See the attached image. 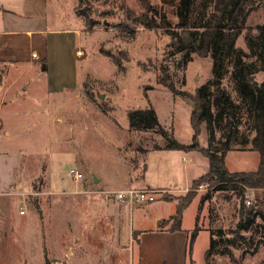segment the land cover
Masks as SVG:
<instances>
[{
	"label": "rangeland",
	"instance_id": "rangeland-1",
	"mask_svg": "<svg viewBox=\"0 0 264 264\" xmlns=\"http://www.w3.org/2000/svg\"><path fill=\"white\" fill-rule=\"evenodd\" d=\"M178 1L50 0V20L58 11L68 9L72 13L73 6L83 19L84 57L78 61L77 87L54 96L48 93L41 64L33 63L7 93L0 110V149L22 146L23 159L27 164L30 162L27 188H23L28 193H22L16 205L15 226L19 220L27 225L22 233L23 258L33 260L34 264H44L46 258L50 264H87L83 258L67 262L63 254L71 247L76 251L82 249L89 263L94 255H103L106 250L112 264H130L129 257L124 260L112 250L115 225H121L122 219L110 214L107 207L116 203L122 208L124 204L115 199L117 191H99L106 186L123 187L128 174L141 177L146 154L143 149L161 143L162 136L153 130L131 129L128 112L153 107L160 122L179 141L191 143L193 102L185 93L194 94L200 85L208 82L212 61L209 56L192 54L185 63L186 51L174 49L170 45L171 37L164 30L136 25L126 14L132 13L138 19L148 12V6H153L165 12L171 28L176 29ZM202 9V0H195L191 22L200 24ZM71 13L72 23L75 21ZM87 16L93 22L92 28L85 20ZM263 24L264 0L249 12L236 46L249 52L245 35L248 30L257 33L258 26ZM6 79L8 82L9 78ZM256 79L262 81L264 71L258 72ZM225 86L237 97L231 81L227 80ZM200 129L199 143L207 146V127L203 123ZM194 155L190 176L200 178L209 170V159L199 151ZM146 158L154 167L153 156ZM225 160L231 171L256 170L259 154L255 150H230ZM176 166L180 174L178 181L183 186L184 166L182 162ZM72 167L79 169L84 178L75 180L69 173ZM93 173L100 179L99 183H95ZM193 182L182 195L163 194L167 199L179 196L192 199L181 216L189 240L198 226L188 264H264V244L259 243L258 236L248 240L249 243L240 242L239 248L228 245V252L206 257L211 233L217 239L215 233L219 228L229 231L236 229L242 219H252L250 230L241 231L251 236V229L261 219L249 211L264 209V190L246 188L242 194L238 187L217 189L208 180ZM162 196L156 195L155 201L137 203L123 211L137 232L146 230L150 234L169 223L171 227L175 225V219H166L162 225L158 220L160 214L177 215L178 200L162 202L165 200ZM20 206L25 208L26 216L19 215ZM13 236L18 241L19 231ZM256 244L258 247L253 252ZM20 255L16 258L13 255V259L19 260Z\"/></svg>",
	"mask_w": 264,
	"mask_h": 264
},
{
	"label": "trees",
	"instance_id": "trees-1",
	"mask_svg": "<svg viewBox=\"0 0 264 264\" xmlns=\"http://www.w3.org/2000/svg\"><path fill=\"white\" fill-rule=\"evenodd\" d=\"M171 1L162 0L163 3ZM262 1L202 0L200 24L197 25L190 21L195 0H179L176 7V15L179 19L175 25L176 29L171 28L166 13L160 12L153 6H148V12L138 19H134L132 13L126 14L136 25L164 30L171 37L170 45L174 49L186 51L185 63L192 58V54H202L211 58L212 76L208 82L200 85L194 94L185 93L193 102L190 119L194 132L191 143L179 141L173 131L160 122L153 107L130 109L128 112L131 129L153 130L162 136V142L154 143L153 149L197 150L208 157V172L194 180V184L208 180L217 189L238 187L242 190V194L246 188L264 190V79L262 81L256 79V74L264 71V24L258 26L257 33L247 31L245 41L249 52L236 46V40L245 27L249 12L257 8ZM85 20L92 28L93 22L88 16ZM115 62L119 63L118 58H115ZM40 64L41 70L47 72L46 57L40 61ZM227 80L232 82L237 97H234L233 92L225 86ZM203 123L207 127V146H201L199 143L200 125ZM244 125L245 129H242ZM230 150L257 151L259 154L257 169L229 170L225 158ZM143 151L147 152V149ZM209 196L208 194L206 198L208 199ZM166 197L163 195L161 198L178 200V218L171 217L176 220L171 229L179 230L182 212L192 199H185L182 196L169 199ZM249 213H254L261 219L251 229V236L247 237L241 231L250 230L254 223L252 219L250 221L242 219L236 229L229 231L219 228L215 233L218 236L217 239L214 233H211L207 258L215 253L228 252V245L239 248L240 242H248L255 236L260 238L259 243L264 244V209L259 211L250 209ZM165 221L163 220L161 225ZM197 234L198 226L191 233L189 251L193 248ZM135 239L139 240L136 235ZM257 247L258 244L255 245L253 252ZM50 263L46 258L44 264Z\"/></svg>",
	"mask_w": 264,
	"mask_h": 264
},
{
	"label": "crops",
	"instance_id": "crops-1",
	"mask_svg": "<svg viewBox=\"0 0 264 264\" xmlns=\"http://www.w3.org/2000/svg\"><path fill=\"white\" fill-rule=\"evenodd\" d=\"M72 8V13L68 9L55 12L50 20V0H0V110L4 105L5 96L19 82L25 70L33 63L39 64L44 57L47 58L48 71L43 73L46 75L49 94L54 96L77 87L78 61L84 57L81 32L84 22L75 12L74 6ZM67 11L74 16L75 22H69ZM6 77L9 78L8 82ZM194 152L197 150H166L150 147L145 154L144 172L141 177L139 175L131 177L128 174L123 187L111 189L106 186L99 192L106 193L126 189L124 187H134L155 190L158 196L165 193L182 195L199 177L190 176L193 168L191 164L195 161ZM23 155L22 146L17 148L14 146L10 150L0 149V264H34L33 260L29 261L26 257H22L24 251L22 233L27 225L20 223L19 220L17 227L15 226L19 197L22 193H28V190L23 188H27L26 174L30 162L27 164ZM151 156L154 167L150 160L149 163L146 162V157ZM181 162L184 166L183 186L177 178L180 174L176 165ZM93 176H96L95 173ZM99 182L100 179L97 177L95 183ZM110 200L109 198L108 201ZM172 200L175 199L167 201ZM164 201L166 200L162 202ZM115 204L107 207L110 209V214L122 219L121 225H115L117 231L112 242V250H115L117 255H121L124 260L129 257L130 264H134V261L137 264L191 263L189 233L182 227V222L179 230H172L169 223L165 227L152 230L150 234L146 230L137 232L123 214V211L130 206L122 203L124 205L120 208ZM19 215L23 217L27 213L25 211L21 214L19 209ZM173 215L160 214L158 220L171 219L175 216ZM18 231L20 238L15 241L13 235ZM135 235L139 240L135 239ZM42 239H44L43 235ZM103 252V255H94L90 263L85 260L87 256L82 249L76 251L69 247V251L65 250L63 255L67 262L83 258L87 264H112V257L105 254L106 250ZM20 253L19 260H14L13 255L16 258Z\"/></svg>",
	"mask_w": 264,
	"mask_h": 264
},
{
	"label": "built area",
	"instance_id": "built-area-1",
	"mask_svg": "<svg viewBox=\"0 0 264 264\" xmlns=\"http://www.w3.org/2000/svg\"><path fill=\"white\" fill-rule=\"evenodd\" d=\"M69 173L72 174L75 180L84 178L83 173L75 167H72L69 170ZM155 193L156 191L152 189L130 187L117 191L115 194V199H117L119 202L126 203L129 206H133L134 204L137 203L142 204V203L155 201L156 200ZM248 203L250 204L251 202L248 201ZM25 211L26 210L23 207L20 209L21 214H24Z\"/></svg>",
	"mask_w": 264,
	"mask_h": 264
},
{
	"label": "water",
	"instance_id": "water-1",
	"mask_svg": "<svg viewBox=\"0 0 264 264\" xmlns=\"http://www.w3.org/2000/svg\"><path fill=\"white\" fill-rule=\"evenodd\" d=\"M94 180L97 181V177L96 176H94Z\"/></svg>",
	"mask_w": 264,
	"mask_h": 264
}]
</instances>
